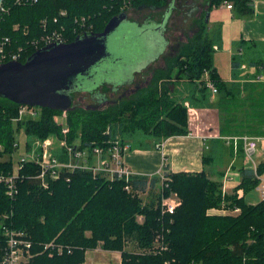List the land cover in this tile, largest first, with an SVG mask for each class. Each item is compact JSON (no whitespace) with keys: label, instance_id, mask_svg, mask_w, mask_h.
Returning a JSON list of instances; mask_svg holds the SVG:
<instances>
[{"label":"trees","instance_id":"16d2710c","mask_svg":"<svg viewBox=\"0 0 264 264\" xmlns=\"http://www.w3.org/2000/svg\"><path fill=\"white\" fill-rule=\"evenodd\" d=\"M166 2L4 0L0 10V47L6 53H22L19 61L24 62L37 50L32 43L49 30L64 29L62 34L69 43L79 34L101 32L109 19L120 13L140 7L158 9ZM223 2L230 3L241 15L252 12V0H209L208 11ZM170 5L164 7L168 9ZM61 12L65 15H60ZM42 22H46L45 30ZM217 39L211 38L201 26L178 54L167 60L164 71H153L147 87L101 110L74 106L63 113L38 108L37 119L14 123L12 119L19 105L0 98V145L11 154L15 135L23 130L26 139L53 136L64 141L66 147L77 150L107 147L115 140L129 144L131 150L132 138L139 135H150L157 143L171 136L187 135L185 101L193 108H215L221 136L264 137V83L252 81L255 75L241 82L221 80L213 66V46ZM232 61L233 68L246 62L264 68V59L248 61L243 53L240 57L234 55ZM205 72L217 91L214 100L204 87ZM162 81L172 83L174 88L176 83L186 82L188 88L181 92L184 97L177 98L174 88L169 90ZM108 87L102 84L92 89L85 86L82 90L89 94L101 91L103 95ZM54 117L63 118V123L55 122ZM63 128L68 131L64 133ZM27 143L23 141L26 150L31 147ZM65 151L58 148L52 151V156L67 161ZM8 164L11 168L12 161ZM257 172H264V160L257 164ZM39 173V164L23 163L15 179L17 192L12 196L6 194V186L0 183V261L7 242L5 229H8L24 233L30 242L27 264H83L86 252L97 247L119 252L120 264H264V201L245 202L244 196L258 183L252 170L245 167L240 168L241 181L230 193H224L222 183L211 180L204 171L165 172L166 179L161 184L158 176L133 175L127 182L108 181L101 174L74 170L47 181L46 187L44 179L38 178ZM126 185L130 191L124 189ZM239 190L242 195L237 193ZM146 192L149 201L143 203L139 193ZM170 192L177 194L181 205L172 215H162L160 199ZM221 207L228 211L238 209L239 213L215 216L206 212ZM157 234L163 236L165 250L154 253L125 250L128 241L138 250L148 248Z\"/></svg>","mask_w":264,"mask_h":264},{"label":"rangeland","instance_id":"374dc122","mask_svg":"<svg viewBox=\"0 0 264 264\" xmlns=\"http://www.w3.org/2000/svg\"><path fill=\"white\" fill-rule=\"evenodd\" d=\"M174 1V2H173ZM167 0L168 3L172 6L174 5V9L172 13H170L167 17L166 23L163 26V23L159 24L160 27L164 28L163 37L167 38L168 45L165 46V41L160 36L159 31H154L153 29L157 27L155 23L151 22L149 24H142L140 28H136L134 25H132L130 22H127L122 24L119 29L113 34H111L107 39V51L110 53L112 58L114 60H118L116 63H108L105 67H99L96 70V74L93 76L90 80H85L83 82V85L87 88H94L96 86L105 84L106 87H108V91L103 93L105 99H109V102H103L99 103L95 101V99H92V97L88 94H75V105L87 108V109H104L107 108L114 103L110 100H113L114 96L111 91L112 88L120 87V94L128 88H134V84L138 82L139 88L141 86L144 88L148 86L149 82L148 80H151L152 74L154 70H165L167 68V60L169 58H173L176 56L179 52V49L182 45H184L188 39L193 37L199 30L201 26H203L206 29L207 34L214 38V34L217 33L215 30L220 27H223V33L220 36L221 40L219 42L220 44V50L214 52L213 54V64L215 67L219 68L220 74L222 77H228V69H229V58L230 53L227 52L228 47L230 49L229 42L226 38V35L228 33V20L230 17H228V13L226 11H220L219 9L223 8L224 2L216 7H212L210 12V18L208 23H204V17L206 15V8L203 6V4H209L207 2H204L203 0ZM161 7L158 9L150 8V7H140L136 10H129L126 12L127 16L131 20L139 21V23H144L147 19L155 22H159L161 15L166 12V7ZM224 21V22H223ZM148 25V26H147ZM141 28L148 29V33H142ZM219 33V32H218ZM221 34V32H220ZM217 39V36H215ZM218 40V39H217ZM154 45V46H153ZM153 46V47H152ZM155 47V49H154ZM161 47V48H160ZM164 52L162 56L150 66V68H146L143 72L142 71L149 63L153 61V58L156 57V55ZM166 49V50H165ZM236 51V45L234 44L232 46L231 54H234ZM233 52V53H232ZM157 55V56H158ZM251 55H247V59H250ZM145 66V67H144ZM144 67L143 69H141ZM95 69L91 70V73H93ZM136 74V75H135ZM135 75V83H127L126 86H123L126 80L133 79V76ZM219 75V74H218ZM220 77V76H219ZM147 82V83H146ZM161 82V84H167ZM132 84V85H130ZM130 85V86H129ZM167 87L169 90L173 89L174 86L172 83L167 84ZM188 86L186 85V82L180 81L176 83V86L174 88L176 97L178 98V95L183 98L184 95H181L182 91H186ZM100 93V91H98ZM132 97V96H130ZM125 95H123L124 99L130 98ZM120 101V100H119ZM74 105V104H73ZM186 114H187V121L192 118L195 110H203L207 108H193V106L188 102L185 101L183 103ZM188 128V124H187ZM20 137V155H24V145L23 141L25 140L28 142L27 144L30 145L31 141L26 139L24 131L20 130L19 132ZM16 137V135H15ZM139 137L142 136H136L132 138V144L133 147L138 144L139 141H143V138L139 139ZM51 139L53 140V148H56L58 143L56 140H54L53 136L46 137L43 140ZM149 141H152V136H148ZM41 140V141H43ZM25 148V147H24ZM261 156V153L259 154V151L255 153L253 159L254 162L257 163L259 160V157ZM17 158V157H15ZM235 164L240 165H251L246 160L244 162L241 159H237ZM223 165V164H222ZM211 165L206 167V169L210 168ZM219 179V177H217ZM230 193V191H229ZM139 197L142 199L143 203H146L149 201V197L146 193H139ZM163 197V196H162ZM162 197L160 199L159 208L161 210V201ZM165 199H172L178 208L181 205V200L177 196L176 193L170 192V194L167 197L163 198ZM163 200V201H164ZM244 200L248 204H255L259 201V196L256 190H252L248 194L244 196ZM223 209L222 207L220 209L218 208H210L206 212L210 215H221L217 211ZM176 211V210H175ZM228 211V210H227ZM230 215H236L239 212L238 211H230ZM222 213V212H221ZM223 214V213H222ZM227 215V214H226ZM138 221L141 222V217H138ZM154 244L151 243V246L145 249H137L136 245L128 241L125 244V250L138 252V253H145V252H153ZM100 247H97L95 250H89L86 253L85 262L83 264H118L117 260L115 259L118 254L111 252V251H104ZM159 250V249H158Z\"/></svg>","mask_w":264,"mask_h":264},{"label":"crops","instance_id":"0c3cea01","mask_svg":"<svg viewBox=\"0 0 264 264\" xmlns=\"http://www.w3.org/2000/svg\"><path fill=\"white\" fill-rule=\"evenodd\" d=\"M203 1L208 3L209 0ZM203 6L206 8L207 13L208 4H203ZM251 7L252 12L248 15L239 14L233 7L232 9H226L225 7L219 9L220 11H226L228 17H230L226 35L230 45V49L228 47L227 50L230 53L228 77H222L219 68L215 67L214 64L213 66L220 79L225 82H241L253 75L255 77L257 75L264 76V68L259 65L249 66L247 62L242 63L238 68H233L232 65V57L234 55L240 57L241 53L246 59V55H251L250 59H247L248 61L264 59V0H252ZM209 18L210 12L208 11L206 23H208ZM148 21L147 19L144 23H139V21L135 20V23L136 25H142L147 24ZM223 27L224 25L222 24V28L218 27L215 30L217 33L214 34V37L222 35ZM220 40L221 37L213 46L214 52L221 49ZM234 44L236 45V51L231 54ZM240 46H242V50L239 51ZM242 66H245V68H242ZM211 99L214 100V95ZM195 111L192 113V118L187 121V135L171 136L164 139L162 148L156 146L158 141H149L148 136L139 137V139L143 138V141H139L134 147V144H132L131 150H128L124 155V162L133 172V175L157 177L158 173H163L165 169L166 173H199L204 171L211 180L222 183V191L225 193L231 192L239 185L241 181L240 168L245 167L252 170L253 165L251 163H249L251 164L250 166L235 164L237 159H241L244 162L247 159L242 152L241 145H239L235 154L231 146L227 145L222 139L224 136L219 133L218 112L215 108ZM258 151L261 156L256 164L264 160V139L257 143L256 152ZM209 165H211L210 168L206 169ZM237 193L242 195L241 190L237 191ZM114 253L118 254L115 259L120 264L119 252Z\"/></svg>","mask_w":264,"mask_h":264},{"label":"built area","instance_id":"2783aa9c","mask_svg":"<svg viewBox=\"0 0 264 264\" xmlns=\"http://www.w3.org/2000/svg\"><path fill=\"white\" fill-rule=\"evenodd\" d=\"M17 3H36L42 0H15ZM226 9H232L230 3L224 2ZM2 8L0 7V10ZM60 15H65L64 12H61ZM77 20V19H76ZM84 21V18L80 19ZM56 20H54L55 22ZM43 30H45L46 22L41 23ZM47 29V28H46ZM64 29H54L45 32L39 37L38 40L34 41L32 44L35 48H41L49 44H63L67 43L68 37L64 36L62 32ZM89 34L85 32L79 34L78 36ZM8 42V39L4 40ZM42 45V46H40ZM20 52H3L2 47H0V63H5L8 61H19L21 57ZM245 68V66H242ZM204 87L210 91L211 95L216 94V88L211 80L207 77V72H205ZM254 82H263L264 76L257 75L253 79ZM2 113L5 111L2 110ZM65 113V112H63ZM40 115L38 107H30L26 105L19 106L16 115L12 119L14 123L19 122L23 119H37ZM53 120L59 124L63 123V118L54 117ZM67 128H63V132L66 133ZM225 143L233 149L234 153H237L239 145L242 147V152L245 158L252 163V172L254 178L257 180V186L255 188L258 193L259 200L264 201V172L259 174L257 172V164L254 162V155L257 149V143L260 140H263L264 137H256L249 135L241 136H224L222 138ZM57 141L58 145L56 148H53V140H34L30 143L31 147L26 150L23 147L24 155H20V137L19 133H16L15 142L13 144V152L7 153L0 145V183L6 186V194L12 196L16 194L17 188L15 179L18 176L19 169L22 167L23 163L26 161H33L40 165V173L38 178L44 179L43 185L46 187L47 181L55 180L61 176H66L68 173L73 172L74 170H86L91 171L94 174H101L106 180L113 181L115 179H124L125 182L133 176V172L127 167L124 162V155L129 150V144H122L120 141L115 140L111 142L107 147H93L91 149H75L72 147H66L64 141ZM163 141V140H162ZM159 142L156 146L159 148L163 147V142ZM66 145V146H65ZM58 148H65V153L68 155V160H59L52 156V151ZM17 157V158H15ZM12 161V166L9 168V161ZM158 177L161 180V184L165 181L164 173H158ZM47 178V180H45ZM126 191H130V186L126 185L124 188ZM224 192V191H223ZM225 193V192H224ZM161 201V214L162 215H172L177 207L176 203L172 199H163ZM164 200V201H163ZM234 211H239L235 209ZM221 215L231 214L229 211L221 209L217 211ZM223 214H222V213ZM208 214V213H207ZM210 215V214H209ZM6 236V248L4 251V256L0 261V264H27L30 257L29 248L30 242L26 239L25 234L22 232H16L13 230L5 229ZM154 247L153 251L165 250L166 244L163 241V236L160 234L155 235L153 240ZM61 250L60 248L58 249Z\"/></svg>","mask_w":264,"mask_h":264},{"label":"water","instance_id":"95a60500","mask_svg":"<svg viewBox=\"0 0 264 264\" xmlns=\"http://www.w3.org/2000/svg\"><path fill=\"white\" fill-rule=\"evenodd\" d=\"M3 1L0 0V7ZM207 19L208 13L205 22ZM126 21L129 22L123 12L110 18L101 32L77 36L69 43L38 48L24 62L0 63V98L19 106L69 111L74 107L71 92L77 86V79L81 81V77L89 76L92 69H95L94 76L105 59L112 61L107 39ZM156 31L161 36L160 26ZM164 41L166 46L167 41Z\"/></svg>","mask_w":264,"mask_h":264},{"label":"flooded vegetation","instance_id":"af4514ba","mask_svg":"<svg viewBox=\"0 0 264 264\" xmlns=\"http://www.w3.org/2000/svg\"><path fill=\"white\" fill-rule=\"evenodd\" d=\"M173 9H174V5H172V6H170V8H168L167 10H166V12L165 13H163L162 15H161V18H160V21H159V23L161 24V23H163V26L165 25V23H166V20H167V17H168V15L170 14V13H172V11H173ZM127 20L132 24V25H134L135 26V21L134 20H131V19H129V17L127 16ZM149 20V19H148ZM150 21L151 22H153V23H155V24H159V23H157V22H155V21H153V19H151V20H149L148 22H147V24H149L150 23ZM146 25V24H145ZM142 25H137V28H140ZM148 26V25H147ZM158 27V26H157ZM157 27L156 28H154L153 29V32L154 31H156V29H157ZM164 28H162V31L160 32L161 33V37L164 39V40H166L167 41V38L166 37H163V32H164ZM141 31L145 34V33H148V29H146V28H141ZM167 45H168V41H167V43H166ZM167 47V46H166ZM155 49V48H154ZM166 50V49H165ZM164 52H161V54L160 55H156V57L155 58H153V61L151 62V63H149L142 71H140L139 73H141V72H143L146 68H150V66L152 65V64H154L161 56H162V54H163ZM116 63V62H118V60H114V62H113V58H112V61H107V59H105L100 65H102L101 67H105L106 66V64L107 63ZM136 75V74H135ZM135 75L133 76V79H131L129 82H126L123 86H126V84L127 83H132V84H134L135 83ZM93 78V73H91V71H90V73H89V76H86V77H81V78H83L84 80H90L91 78ZM84 80H83V82H84ZM150 80H148L147 82H149ZM77 86H76V88H73V90H72V92H71V94H72V96H73V104H74V106H76L75 105V94H80V93H83V94H88V95H90L91 97H92V99H95V101L96 102H98V104H99V101H100V103H103V102H109V99L107 100V99H105V97H101V93H97V92H93L92 94L90 93L89 94V92H87L86 90L84 91V90H82V88L83 87H85L84 85H83V82L82 81H79L78 79H77ZM146 82V83H147ZM132 84H130V85H132ZM78 85H80V86H78ZM129 85V86H130ZM139 85H141V84H139L138 82H136L133 86H134V88H130V87H128L123 93H122V95L120 94V92H119V90H120V87H122V86H119V87H116V88H112L111 90V92L112 93H114L113 94V96H114V98H113V100H110V101H112L114 104L116 103V102H118L119 100H121L122 98H123V95H125V96H127L128 95V97H130V96H134L135 94H137L140 90H142L143 89V87L141 86V88H139L138 89V87H139ZM144 88H145V86H144ZM97 97H96V96ZM100 96V97H99Z\"/></svg>","mask_w":264,"mask_h":264},{"label":"bare ground","instance_id":"6f19581e","mask_svg":"<svg viewBox=\"0 0 264 264\" xmlns=\"http://www.w3.org/2000/svg\"><path fill=\"white\" fill-rule=\"evenodd\" d=\"M217 5V4H216ZM232 17V16H231ZM213 45V44H212ZM161 48V47H160ZM161 50V49H160ZM162 51V50H161ZM178 80V79H177ZM17 110V109H16ZM212 139V138H211ZM213 139H214V137H213ZM205 140V139H204ZM223 141V140H222ZM236 154V153H235ZM66 157V156H65ZM64 158V157H63ZM31 175V174H30ZM100 249V248H99Z\"/></svg>","mask_w":264,"mask_h":264}]
</instances>
